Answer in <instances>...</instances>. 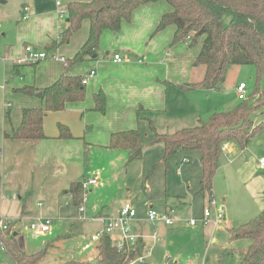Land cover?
<instances>
[{"label": "crops", "instance_id": "1", "mask_svg": "<svg viewBox=\"0 0 264 264\" xmlns=\"http://www.w3.org/2000/svg\"><path fill=\"white\" fill-rule=\"evenodd\" d=\"M14 1V7L12 4L9 6L7 0L0 1V60L4 72L1 97L9 99L3 103V108L8 109V120L4 115L0 122V218L10 222L19 244L21 231H25L33 218L50 217L52 234L44 235L46 238L38 247L50 240L52 246L48 249L58 251L62 240L82 234L88 218L101 222L99 217L116 216L122 205L107 198H101L102 203L93 202L86 190L83 212L80 213L69 191L73 181L92 177L97 178L101 188L106 187L109 183L107 173L114 172L127 161L128 151L108 147L111 134L127 129H138L140 134L141 131L152 132L150 125L159 133L193 126L208 110L201 93L217 91L187 87L200 81L204 75V66L193 64L200 44L193 47L187 41L172 44L174 25L156 31L161 16L172 8L166 1L151 2L135 8L130 20L123 21L119 30L102 31L96 58L86 59L69 68V74L82 78L91 70L94 74L85 84L86 94L82 101L68 102L63 110L45 114L43 131L46 138L33 142L5 137L4 132L19 124L22 108L43 105L41 98L15 90L24 85L40 89L57 80L66 63L49 56L58 54L70 58L84 43L88 33V22L84 21L69 43L54 47L52 43L58 40L60 30L65 26L62 25L65 16L60 17L59 11L74 0ZM26 45L46 51L49 56L39 62L16 64L15 58L23 54ZM115 53L120 54L122 61L113 60ZM10 78L11 85L8 83ZM100 89L106 97L105 113L94 109V95ZM58 124L65 125L72 137L59 138ZM150 146H160L163 155L161 144ZM232 146L228 144L225 151L232 152ZM95 157L99 158L96 164ZM103 160L109 165L103 164ZM260 170L257 162L254 168L248 164L236 169L241 180L247 182L251 195L258 196L254 197L257 211L250 209L248 218L254 213L258 215L264 207V177ZM211 193L214 196L213 181ZM202 194L207 195L208 203L209 195ZM221 200L224 201L225 197ZM80 214L84 218L80 219ZM238 214L242 219L226 212L223 222L227 228L234 227L233 224L240 223L245 217L247 219V211ZM134 219L140 223L149 221L147 214L143 220ZM98 231L96 229L94 233ZM136 234L143 240V255L148 249L147 237L154 243L158 242L153 240L152 233L147 235L141 228ZM116 237L117 234L112 236L113 239ZM94 244L95 254H89L87 260L97 258L98 247L97 243ZM25 246V250L31 247L30 242ZM238 261L237 258L236 264ZM0 264L15 263L4 251L0 252Z\"/></svg>", "mask_w": 264, "mask_h": 264}, {"label": "trees", "instance_id": "2", "mask_svg": "<svg viewBox=\"0 0 264 264\" xmlns=\"http://www.w3.org/2000/svg\"><path fill=\"white\" fill-rule=\"evenodd\" d=\"M166 1L171 11L163 14L156 31L174 25L171 43L187 41L190 47L200 44L194 57V65L204 66V75L198 82L188 84L190 89L219 91L231 65L250 64L255 68L256 87L250 94V101H244L227 111H216L207 120L199 119L193 126L183 127L171 133H159L150 125L152 137L148 145L161 144L163 158H168L177 150L199 152L200 192H212V181L222 153V145L232 144L244 149L252 138L264 132V121L255 118L264 113V92L259 84L264 82V0H85L70 1L66 4L65 19L58 40L52 46L58 47L70 42L84 21L88 22V33L84 43L70 58H65L63 73L48 86L36 88L24 85L15 91L35 95L42 92L43 105L24 107L16 127L4 136L10 139H27L33 142L46 138L43 131V118L48 111H59L68 102H78L85 98V84L81 76L69 74V68L86 59L96 58L99 39L104 29L117 31L123 21L130 20L132 11L138 6ZM187 36L189 39L187 40ZM46 52V51H45ZM47 53V52H46ZM39 62V61H38ZM16 64L14 68H16ZM96 111L105 113L106 97L100 89L94 95ZM59 138L72 137L69 129L58 124ZM108 147L128 151L127 161L141 157L144 144L138 129L114 132ZM264 177V170L261 171ZM82 181H73L69 191L73 203L78 207L83 202L85 189ZM264 196V189H263ZM229 239L251 240L245 249L238 250V264H264V207L254 218L236 227L227 228ZM7 254L15 264H37L52 246L46 240L33 251L20 248L16 234L11 227L0 232ZM96 264H127L143 254L144 243L138 238L134 248L118 250L109 234H103L97 244ZM230 252V254H233ZM55 264H91L87 259H65ZM134 264H150L135 262Z\"/></svg>", "mask_w": 264, "mask_h": 264}, {"label": "rangeland", "instance_id": "3", "mask_svg": "<svg viewBox=\"0 0 264 264\" xmlns=\"http://www.w3.org/2000/svg\"><path fill=\"white\" fill-rule=\"evenodd\" d=\"M7 1L9 6L10 4L13 7L16 5L14 0ZM0 72L1 122L4 115L8 120V109L3 108V103L9 100L1 97L4 76L1 60ZM11 74L14 77L13 72ZM255 79L254 66L250 64L231 65L219 91L201 93L208 109L202 115V119L207 120L216 111H227L241 102L250 101V94L256 87ZM11 80L12 78L8 80L9 85H11ZM240 81L247 86L245 99L237 97L236 85L238 86ZM258 87L261 92H264L263 81ZM10 102L13 106V102L11 100ZM255 121L258 123L264 121V113L259 114ZM151 137L152 132L141 131V142L145 146L141 157L130 162L125 161L123 166L117 167L114 172L107 173L109 183L106 187L101 188L98 185L92 186L91 189L88 188L86 193L90 195V200L102 203L101 198H107L119 202L120 205L128 201L136 211L135 218L140 220L146 217L150 209L157 214H167L173 219L171 225L157 222L155 228L149 221L150 224L140 223L135 219L131 221L134 233L139 232L140 228L147 235L153 233L154 229L157 230V243L146 238L148 249L144 253V258L150 264H236L238 250L247 248L251 242L250 239L241 238L231 241L228 237L227 224L223 222L224 217L218 221H198L196 225L189 223L193 218H201L203 209L208 205L207 195L200 192L199 176L202 168L200 165H192L195 160L199 159L197 158L199 152L177 150L164 160L160 146H148ZM232 149V152L223 150L218 159L213 178L214 196L212 197L223 204L225 216L227 212V214L234 215L232 217L242 219V215L238 213L247 211V219H251L256 214L248 218L249 210L257 209L255 199L258 196L251 195L246 186L247 182L241 180L236 169L241 165L248 166V164L254 168L257 160L264 158V132L253 137L244 149L237 145H233ZM94 162L98 163L99 158L95 157ZM105 163L108 164V161L103 160V164ZM222 197H225L224 201L221 200ZM209 209L212 214L215 212L213 205H209ZM247 219L245 217V220L240 223ZM240 223L237 222L232 226L236 227ZM101 228V222L91 217L88 218L84 222L82 234L62 240L58 251L53 248L48 249L46 255L37 264H55L70 257L86 259L89 254H95L96 246L90 241V236L96 229ZM44 238L46 237L33 238L26 228L20 234V248L24 249L26 243L30 242L31 247L27 251H33L41 245ZM85 242H91V248H83ZM4 251L0 245V252L4 253ZM233 251L235 252L231 255L230 252ZM6 258L9 257L6 255Z\"/></svg>", "mask_w": 264, "mask_h": 264}, {"label": "built area", "instance_id": "4", "mask_svg": "<svg viewBox=\"0 0 264 264\" xmlns=\"http://www.w3.org/2000/svg\"><path fill=\"white\" fill-rule=\"evenodd\" d=\"M57 5H60L59 1H56ZM26 10L27 7H24ZM66 14V10L64 8L60 9L59 16L63 17ZM26 17V15H24ZM1 26V24H0ZM189 39V36L186 38ZM49 55L45 51L36 50L34 47L30 45L24 46L23 54L17 58H15L16 64L21 63H29V62H36L43 60L47 58ZM52 59H58L63 61L67 64V61L64 56H60L58 54H52L49 56ZM4 60V58H1ZM114 61H122V57L120 54L115 53L113 55ZM94 74V71L91 70L86 76H84L81 80L83 84H86L88 81V78ZM237 97L239 99H245L246 97V84L244 82H241L237 86ZM228 147V144L225 143L222 145V150H226ZM257 166L259 169L264 170V158H260L257 160ZM82 187L85 189V191L94 185H98L99 182L96 177L83 179L82 181ZM209 205H213L215 207V212L212 214ZM78 211L80 213L83 212L82 204L78 206ZM225 208L221 202L218 200H215L212 196H210L208 200V205L203 209V214L201 218H193L190 220L191 225H196L198 221L206 222L208 220L218 221L223 218L224 216ZM136 217V211L133 208V206L128 202L125 201L122 203V205L118 209V213L116 216H108V217H99L98 219L102 222V228L98 232L93 233L90 236V241L97 243L99 242L101 236L103 234H109L113 236L114 234H117L118 237L113 239L114 246L118 250H122L124 248L130 249L134 248L136 245V242L139 238V235L134 233L132 231L131 227V221L134 220ZM79 218H84L83 214L79 215ZM147 219L152 224V226L155 228L157 222H163L166 225H171L173 223V219H171L167 214H157L154 210L150 209L147 212ZM10 226V222L6 219L0 218V232H3L7 230ZM27 230L30 232V235L34 238L38 236H44V235H51L52 234V219L50 217H36L33 218L28 224H27ZM152 238L156 242L158 240L157 237V230L154 229L152 233ZM91 242H87L84 244V248H90ZM0 245L3 247V249L6 251L5 244L2 241V237L0 234ZM145 258L144 255H139L135 259L130 260L127 262V264H134L135 262H144Z\"/></svg>", "mask_w": 264, "mask_h": 264}, {"label": "water", "instance_id": "5", "mask_svg": "<svg viewBox=\"0 0 264 264\" xmlns=\"http://www.w3.org/2000/svg\"><path fill=\"white\" fill-rule=\"evenodd\" d=\"M0 1L2 2V1H4V0H0ZM35 96L41 98V97H42V92H37V93L35 94ZM192 165H194V166L199 165L198 160H195V161L193 162ZM97 261H98V259H97V258H94V259L90 260V263H91V264H95Z\"/></svg>", "mask_w": 264, "mask_h": 264}]
</instances>
